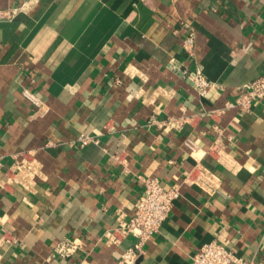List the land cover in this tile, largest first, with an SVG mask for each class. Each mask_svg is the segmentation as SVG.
<instances>
[{"label": "crops", "instance_id": "crops-1", "mask_svg": "<svg viewBox=\"0 0 264 264\" xmlns=\"http://www.w3.org/2000/svg\"><path fill=\"white\" fill-rule=\"evenodd\" d=\"M11 7L0 21V264H116L128 249L135 264H193L211 241L264 264V98L229 104L264 74V0H0ZM185 70L213 84L206 95ZM30 157L42 172L22 184L15 163ZM198 167L212 191L189 180ZM145 177L180 196L136 249L119 228ZM67 239L79 246L62 257Z\"/></svg>", "mask_w": 264, "mask_h": 264}, {"label": "built area", "instance_id": "built-area-1", "mask_svg": "<svg viewBox=\"0 0 264 264\" xmlns=\"http://www.w3.org/2000/svg\"><path fill=\"white\" fill-rule=\"evenodd\" d=\"M19 8H0V21L12 19ZM188 33L183 40L182 47L188 53L194 50L195 35L189 24L184 25ZM183 76L191 81L200 95H206L213 84L200 71H183ZM34 104L37 99L28 91H25ZM264 98V74L251 81L245 87H240L239 94L235 104L229 103L231 106L237 105L240 109H247L255 101ZM82 144H87L91 137L82 134L79 137ZM187 146L194 152L198 145L192 141H186ZM2 163L0 161V167ZM17 169L16 180L22 184H28L33 177H37L42 172L40 163L30 157L16 161ZM214 174L208 169L198 167L189 180L191 183H197L206 186L208 191L214 189ZM143 189L136 202V210L129 221L122 223L119 228L125 234H132L137 239L136 249L146 242L155 232L159 230L163 222L167 219L175 200L180 196V186L178 184L165 188L159 179L154 177H145L142 179ZM210 183V184H209ZM206 184V185H205ZM207 184L209 186H207ZM114 233H111V235ZM79 244L75 239H67L61 241L55 248V253L62 257L73 255L78 249ZM137 252L134 249H128L122 253L116 264H135ZM193 264H255L254 260L245 259L237 254L233 248H229L217 241H211L201 245L193 257Z\"/></svg>", "mask_w": 264, "mask_h": 264}]
</instances>
